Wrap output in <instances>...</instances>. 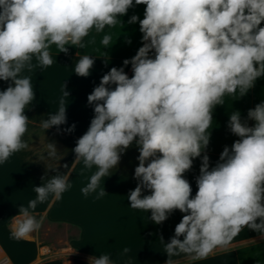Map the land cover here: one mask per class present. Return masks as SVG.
<instances>
[{"label":"clouds","instance_id":"clouds-1","mask_svg":"<svg viewBox=\"0 0 264 264\" xmlns=\"http://www.w3.org/2000/svg\"><path fill=\"white\" fill-rule=\"evenodd\" d=\"M140 5L142 18L132 14L125 22L129 10ZM125 23H138L142 46L87 96L93 118L72 149L74 162L95 168L82 194L105 195L101 180L135 147L137 186L127 194L129 207L150 213L157 225L174 210L183 214L169 241L160 240L166 264H176L172 258L179 256L194 264L226 250L244 228L264 237V99L245 118L230 110L227 128L237 139L224 146L213 166L206 154L214 109L224 105L226 95L245 96L264 79V0H0V81L8 82L0 91V164L28 147L24 113L35 97L31 78L23 73L33 67V58L37 67H48L52 45L60 53L69 46L82 49L93 32L103 33L100 43L109 49L108 29ZM77 56L72 72L88 77L94 59ZM129 65L131 77L125 72ZM66 107L61 98L58 109L40 120L41 129L59 130ZM48 146L46 156L54 159L57 150ZM197 158L192 195L183 174ZM65 167L64 173L51 169L56 174L33 187L35 198L19 206L11 238L39 233L44 217L34 210L38 203L61 199L71 187V167ZM88 264L113 261L108 254L93 255Z\"/></svg>","mask_w":264,"mask_h":264},{"label":"crops","instance_id":"crops-1","mask_svg":"<svg viewBox=\"0 0 264 264\" xmlns=\"http://www.w3.org/2000/svg\"><path fill=\"white\" fill-rule=\"evenodd\" d=\"M143 9V5L137 6L135 9H130L128 15L137 14L142 18ZM135 31L139 32L138 23L128 25L123 33H128L132 39L131 35L136 33ZM140 41L132 45L136 49L134 52L131 51L129 44L126 46L122 43L123 47H127L123 51L124 54L122 52V56L94 55L91 52L86 53L84 48L75 49L69 46L67 53H60L59 49L56 54L50 53L53 63L48 67H37V62L33 58V67L23 73L31 78L35 97L32 105L24 113L29 118L28 130L24 137L28 147L13 155L16 170L19 171L18 168L26 170L25 177L21 174V177L15 180L21 185L19 192H17L18 187L12 190L18 194L17 202L24 206L30 199L35 198L33 187L40 186L45 182L43 179L55 175L56 171L64 173L67 170L65 164L71 167L72 172L69 174L71 187L62 194V198L38 203L34 211L36 214L50 215L55 220L72 221L77 224L82 229L81 241H83V246L76 243L79 244L78 254L86 258L108 254L113 264H166L168 257L160 240L163 239L165 243L169 241L174 235L176 224L183 216L179 210H174L167 220L157 225L148 219L150 213L147 215L143 210L129 207L127 194L137 186V181L133 177L134 169L138 166L139 153L133 147L131 152L121 156L117 169L112 175L101 180L100 188H104L105 195L97 198L95 193L85 196L81 192V188L87 184L95 168H85L82 161L74 162L75 154L72 149L76 141L86 132L93 118L92 106L87 101V96L93 90V75H96L95 80L100 82L104 73H107L109 65L111 68L121 66L125 58L130 59L135 55L142 46ZM77 52L79 55L88 54L95 61L88 77H80L72 72L74 62L78 59ZM7 86L8 82L0 81V91ZM64 89L68 92V96H64ZM61 98L67 106L66 123L59 126V130L54 126L44 132L39 122L42 118L47 119L49 112L58 109ZM223 99L224 105L214 109L213 122L209 129L210 142L206 154L210 158V166L218 160L224 146H231L237 139L227 128L229 111L239 110L242 118H245L247 111L264 99V79H258L245 96L240 97L237 92L226 95ZM251 123L250 121V126ZM72 125H75L73 131H65ZM48 144H53L57 150L54 159L46 156L51 151ZM10 160L11 157L0 165H9ZM199 167L200 158H197L193 161L192 169L183 174L192 187V195L197 191L195 177L199 174ZM55 168L56 171L51 170ZM6 189L10 191V188ZM8 200L13 201V197ZM17 214L18 212L12 210L8 218H13ZM6 221V219L0 220V225ZM8 233L11 236L10 230ZM112 241L116 250L113 248L114 251H105ZM99 245L104 251H97ZM84 247L89 251L84 250ZM124 248L129 249L126 254L123 253ZM1 254L6 256L2 250ZM172 259L176 264H188L183 256ZM194 264H264V237L244 228L234 238L230 248L217 250L206 259L195 261Z\"/></svg>","mask_w":264,"mask_h":264},{"label":"rangeland","instance_id":"rangeland-1","mask_svg":"<svg viewBox=\"0 0 264 264\" xmlns=\"http://www.w3.org/2000/svg\"><path fill=\"white\" fill-rule=\"evenodd\" d=\"M129 16L130 15H126L123 20L126 22ZM127 26L126 23L125 26L118 24L111 29H108L112 35V41L108 46L109 49H105L100 43L103 33H90L89 37H86L85 39L90 40L91 42L84 47V51L86 53H94V55L114 54L115 56H120L129 44L131 51L134 52L136 49L132 45L139 43L141 40V33L135 31L136 33L132 34V39H130L128 33H123ZM127 40H130L131 43H126ZM122 43L126 46L123 47L121 45ZM49 52L56 54L57 47L52 45L49 48ZM122 66L123 65L117 66L116 68ZM110 69L111 66L109 65L107 72ZM125 72L131 77L132 72L130 65L125 68ZM95 78L96 75H93V88L99 84V80H95ZM0 166V220H7L0 225V250L4 251L10 264H31L35 261L34 264H75L76 261L88 264L89 258L81 256L77 252L79 251L78 245L83 244V241H81L82 229L77 224L72 223V221L55 220L52 216H47L45 213L37 214L43 215L44 217L43 226L38 234H33L32 237L22 240L11 238L8 231H12L15 217L9 219L8 216H10L12 210L18 212L19 206H21L20 202H17V192L21 189V185L17 184V181L15 180L19 179L21 174L25 177L26 170L20 168H18L19 171L16 170L17 166L13 156H11L9 165ZM25 180L26 179L24 178V181ZM6 188H10V191ZM14 188H17V192L12 191ZM11 197H13V201L8 200V198L10 199ZM76 243L79 244L77 245ZM42 248H45L48 252L45 257L39 256ZM97 251H104L101 245L97 247Z\"/></svg>","mask_w":264,"mask_h":264},{"label":"trees","instance_id":"trees-1","mask_svg":"<svg viewBox=\"0 0 264 264\" xmlns=\"http://www.w3.org/2000/svg\"><path fill=\"white\" fill-rule=\"evenodd\" d=\"M134 149H135V151H137V149L135 148V147H133ZM132 151V147L131 148H129L125 153H128V152H131ZM138 152V151H137ZM124 242V241H123ZM147 244V243H146ZM83 246V245H82ZM116 246H115V244H114V242L112 241L111 243H109L108 244V248H107V250H105V251H114V249L116 250V248H115ZM158 247V246H157ZM114 248V249H113ZM84 250H86V251H89V249H86L85 247L83 248ZM144 249H147L146 247H144ZM140 251H142V250H140ZM75 264H86V263H83V262H80V261H76L75 262Z\"/></svg>","mask_w":264,"mask_h":264},{"label":"built area","instance_id":"built-area-1","mask_svg":"<svg viewBox=\"0 0 264 264\" xmlns=\"http://www.w3.org/2000/svg\"><path fill=\"white\" fill-rule=\"evenodd\" d=\"M44 250L45 248H42V250L40 251L41 257H45L48 254V252ZM0 264H10L8 258L5 255L1 254V250H0Z\"/></svg>","mask_w":264,"mask_h":264},{"label":"bare ground","instance_id":"bare-ground-1","mask_svg":"<svg viewBox=\"0 0 264 264\" xmlns=\"http://www.w3.org/2000/svg\"><path fill=\"white\" fill-rule=\"evenodd\" d=\"M44 251H47L46 249Z\"/></svg>","mask_w":264,"mask_h":264}]
</instances>
